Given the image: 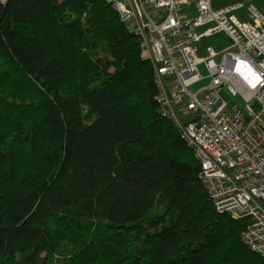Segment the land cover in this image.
Masks as SVG:
<instances>
[{
  "label": "trees",
  "instance_id": "obj_1",
  "mask_svg": "<svg viewBox=\"0 0 264 264\" xmlns=\"http://www.w3.org/2000/svg\"><path fill=\"white\" fill-rule=\"evenodd\" d=\"M156 95L106 0H0V264H264Z\"/></svg>",
  "mask_w": 264,
  "mask_h": 264
},
{
  "label": "built area",
  "instance_id": "obj_2",
  "mask_svg": "<svg viewBox=\"0 0 264 264\" xmlns=\"http://www.w3.org/2000/svg\"><path fill=\"white\" fill-rule=\"evenodd\" d=\"M106 1L140 39L160 112L193 150L216 210L245 219L242 241L264 258V14L246 2Z\"/></svg>",
  "mask_w": 264,
  "mask_h": 264
},
{
  "label": "rangeland",
  "instance_id": "obj_3",
  "mask_svg": "<svg viewBox=\"0 0 264 264\" xmlns=\"http://www.w3.org/2000/svg\"><path fill=\"white\" fill-rule=\"evenodd\" d=\"M238 2H246L248 4H253L261 13L264 14V0H218L214 2V7L215 8H220V7H225L231 4H235ZM204 29H202L200 32H203ZM224 37L223 35H219L218 38ZM213 46L214 45V39H208L207 41L203 42V46L207 47V46ZM201 57H205V55L200 54ZM217 62H219L220 60L217 58L216 59ZM200 71L203 75H206L205 72V67L204 65L200 66ZM206 82L200 83L197 86L194 87V89L201 87L202 85H205ZM85 114H89L88 109L85 107ZM93 114V113H92ZM184 117L190 116L188 114L183 115Z\"/></svg>",
  "mask_w": 264,
  "mask_h": 264
}]
</instances>
